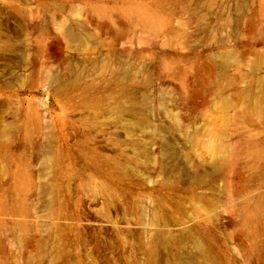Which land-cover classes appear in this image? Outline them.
Here are the masks:
<instances>
[{"label": "rangeland", "instance_id": "rangeland-1", "mask_svg": "<svg viewBox=\"0 0 264 264\" xmlns=\"http://www.w3.org/2000/svg\"><path fill=\"white\" fill-rule=\"evenodd\" d=\"M0 264H264V0H0Z\"/></svg>", "mask_w": 264, "mask_h": 264}]
</instances>
